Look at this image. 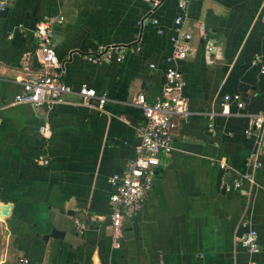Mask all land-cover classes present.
<instances>
[{"label": "crops", "instance_id": "crops-1", "mask_svg": "<svg viewBox=\"0 0 264 264\" xmlns=\"http://www.w3.org/2000/svg\"><path fill=\"white\" fill-rule=\"evenodd\" d=\"M179 1L0 0L8 10L0 17V201L13 205L0 217V264H264V165L244 193L232 188L255 148L245 130L264 113V73L252 63L256 55L264 63V0H191L185 14ZM181 14L192 36L184 60L174 58L170 39ZM46 16L66 19L54 41L71 93L51 110L14 105L39 67L32 31ZM110 45L140 50L121 62L86 59ZM171 66L183 73L191 115L173 118V149L112 249L110 178L135 158L144 121L134 101L139 93L160 99ZM83 84L108 93L102 110L77 94ZM234 94L244 107L233 103L232 114L221 115L224 97ZM244 220L259 233L257 253L237 242ZM53 228L64 237L45 240Z\"/></svg>", "mask_w": 264, "mask_h": 264}, {"label": "built area", "instance_id": "built-area-1", "mask_svg": "<svg viewBox=\"0 0 264 264\" xmlns=\"http://www.w3.org/2000/svg\"><path fill=\"white\" fill-rule=\"evenodd\" d=\"M191 0H180L179 7L185 11ZM5 9V3H0V13ZM184 14L175 19L174 32L170 39L172 43L174 58L184 60L188 56L191 34L184 30ZM64 16H46L41 19L32 31V36L37 42L41 52L39 67L32 72L30 78L23 82L22 91L13 98L14 105L29 104L33 107H45L49 110L58 105L66 103V95L71 93V89L62 80L61 63L56 51L54 41V27L65 22ZM152 23L157 27L159 34H163L158 19H153ZM204 28V25H202ZM12 38V34L8 35ZM209 47V51H212ZM140 50L139 46L129 47L123 45L101 46L97 49V55H87L88 61L109 62L112 59L121 62L128 53H135ZM253 65H258L264 73V63L259 55L252 61ZM3 66L0 64V75ZM186 82L182 71L178 66H171L165 73V83L162 87V97L154 103H149L144 93H139L134 101V105L141 109L144 121L137 127L138 144L135 147V158L129 163L123 174H114L110 178L112 192L110 195L111 204V247L118 249L121 247L123 237V223L126 218L139 214L150 196L154 187V178L157 168L161 163V156L172 151L174 136L172 133V120L179 117L187 120L191 115L190 103L184 94ZM77 94L84 102L97 101V106L102 110L109 101L107 92L98 93L87 84L81 85ZM235 104L239 109L244 107L242 98L238 94L226 95L221 104L220 114L229 116L232 114L231 106ZM211 120L209 129L213 128L212 120L214 113H208ZM46 128L41 127L43 132ZM247 136H255V148L246 160L247 171L238 175L232 188L244 193L247 184L255 185L257 170L264 165V113H257L252 121V125L245 130ZM44 164H49L48 160H43ZM223 169H227L225 162H220ZM97 217H92L95 219ZM245 232L237 238V242L249 253H257L260 250L259 233L254 229L248 220L241 223ZM77 229L83 233L87 223L77 221ZM21 264H28V259H20Z\"/></svg>", "mask_w": 264, "mask_h": 264}, {"label": "water", "instance_id": "water-1", "mask_svg": "<svg viewBox=\"0 0 264 264\" xmlns=\"http://www.w3.org/2000/svg\"><path fill=\"white\" fill-rule=\"evenodd\" d=\"M8 12L7 9H4L0 13V17H3L6 15ZM13 209V205L11 203H4L0 201V217H8L11 213V210ZM64 237V232L60 231L56 228H53L52 232L46 236H44L45 240H48L49 238H63Z\"/></svg>", "mask_w": 264, "mask_h": 264}]
</instances>
